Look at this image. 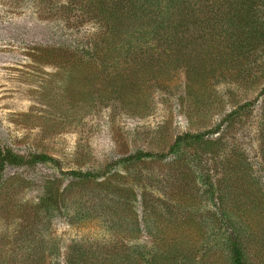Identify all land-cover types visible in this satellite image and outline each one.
Segmentation results:
<instances>
[{
    "label": "rangeland",
    "instance_id": "374dc122",
    "mask_svg": "<svg viewBox=\"0 0 264 264\" xmlns=\"http://www.w3.org/2000/svg\"><path fill=\"white\" fill-rule=\"evenodd\" d=\"M66 2L0 0V146L57 161L4 171L0 264H65L73 246L101 258L159 246L158 238L181 240L202 264H228L214 199L242 223L234 226L245 233L248 260H260L264 47L211 66L202 63L203 44L186 39L180 50L188 57L155 61L162 68L156 78L119 58L93 57L79 66L74 57H53L61 47L97 38V31L76 14L66 16ZM258 14L264 19V7ZM184 134L203 138L169 153ZM138 151L166 157L109 167ZM107 169L104 178L85 183L62 175ZM97 204L93 217L76 213V205ZM214 231L221 236L211 240Z\"/></svg>",
    "mask_w": 264,
    "mask_h": 264
},
{
    "label": "trees",
    "instance_id": "16d2710c",
    "mask_svg": "<svg viewBox=\"0 0 264 264\" xmlns=\"http://www.w3.org/2000/svg\"><path fill=\"white\" fill-rule=\"evenodd\" d=\"M262 7L264 0H67L64 10L66 16L74 18L76 14L78 23L86 20L93 24L97 38H86L87 42L82 46L78 44L75 47H61L53 58L69 60L74 57L79 66L93 57L95 60L102 57L104 62L119 58L135 64L141 73L139 75H153V78H156L162 68L159 65L154 67L153 63L164 58H167L168 62L171 59L179 60L178 57L187 58L188 55L182 53L180 48L186 44V39H190L196 43L201 42L207 50L202 63L211 62V66H220L227 63L229 56L245 57L250 48L256 45L264 47L261 44L264 42V19L258 18ZM190 32L189 38L185 37V34ZM163 44L166 47H162ZM43 52L54 53L48 50ZM99 54L101 56H98ZM80 55L82 59L77 58ZM145 69L147 73H144ZM75 71L72 67L69 72L74 74ZM251 105L248 103L245 106ZM202 138L201 134L176 137L169 153L176 156L184 144L200 142ZM165 157L163 154L138 151L115 161L109 167L118 168L148 160L162 161ZM42 163L56 164L57 161L43 154H33L26 158L0 146V183L7 167H30ZM62 173L73 182L85 183L104 178L110 170H72ZM213 192L211 189L212 199ZM47 199L51 201L50 198ZM213 201V207L218 212L220 229H224L227 235L224 243L228 264H264V251L259 254L260 260H248V253L242 242L243 229L234 226L242 223L230 219V213L220 210L216 201ZM75 207L77 214L87 217H93L95 210L101 209L100 204H97L98 208H85L86 206L81 205ZM56 209L54 208V211ZM229 221L233 222L232 225ZM217 234L220 233L212 232L210 239L213 240ZM158 239L159 246L137 245L130 253L114 251L101 258L91 250L85 252L73 246L69 249L65 264H133V259H139L143 264H202L196 260L193 253L183 250L181 240L173 239L168 243L166 239ZM54 255L58 257V253Z\"/></svg>",
    "mask_w": 264,
    "mask_h": 264
}]
</instances>
